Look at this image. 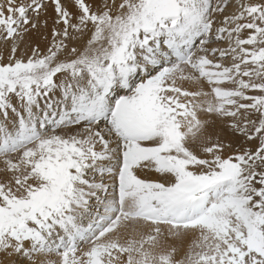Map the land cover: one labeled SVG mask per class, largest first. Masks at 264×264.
<instances>
[{
    "label": "snow or ice",
    "instance_id": "obj_1",
    "mask_svg": "<svg viewBox=\"0 0 264 264\" xmlns=\"http://www.w3.org/2000/svg\"><path fill=\"white\" fill-rule=\"evenodd\" d=\"M0 43V257L264 264V0H0Z\"/></svg>",
    "mask_w": 264,
    "mask_h": 264
},
{
    "label": "bare ground",
    "instance_id": "obj_2",
    "mask_svg": "<svg viewBox=\"0 0 264 264\" xmlns=\"http://www.w3.org/2000/svg\"><path fill=\"white\" fill-rule=\"evenodd\" d=\"M231 11V9H230ZM48 15L49 17L53 16V9L50 6L48 9ZM51 27V20H49V28ZM46 30L45 29H40L39 32L33 31L31 33H29L28 35L25 36L24 38V42L21 44L23 46L24 52L30 55V51L32 49V47L39 45L40 49L43 51L46 48L47 42L42 38V34L45 33ZM244 35H247V32L244 33ZM89 38V35H85L84 38L82 40H80L75 46H77L78 48H80L81 50L84 48L87 39ZM1 47L5 46L2 43L0 44ZM6 50V49H4ZM227 63V62H226ZM186 88H189L190 90H198L199 86L198 85H194V84H185ZM204 90H207L208 86L207 84L203 85ZM222 128V125L219 123V121H217L216 125L213 126V139H215V132L220 131ZM227 129H224L221 132V139L223 140H227V141H232L233 143V147L235 148V146H239V147H243V137H238V136H234L233 135H226ZM249 144H251L249 142ZM252 145V144H251ZM142 175V174H141ZM148 178H152L155 179L156 177L154 175L148 177ZM195 238L194 235L190 234L187 236H183L180 238H172L169 239L167 241V244L165 245L166 247H176L177 252L175 254V258L176 259H181L184 254L187 252L189 245L191 244L192 240ZM83 247V245H81ZM49 259H56L59 257L53 255L48 257ZM0 259H5L7 261H11L12 264H28L27 260H24V258L19 257V256H12L11 254L8 255V257H0Z\"/></svg>",
    "mask_w": 264,
    "mask_h": 264
},
{
    "label": "rangeland",
    "instance_id": "obj_3",
    "mask_svg": "<svg viewBox=\"0 0 264 264\" xmlns=\"http://www.w3.org/2000/svg\"><path fill=\"white\" fill-rule=\"evenodd\" d=\"M1 44V43H0ZM20 47H21V50L24 52V49H23V46L22 45H20ZM0 49H6V46H3V47H1L0 46ZM31 52V51H30ZM21 53L20 52H18L17 53V55L19 56ZM228 131V130H227ZM226 135H233V133H231L230 131H228V132H226ZM244 139V138H243ZM251 144H249V146L250 147H252L253 149L255 148V146H256V142H250ZM236 147V146H235ZM235 149V148H234ZM226 155H227V153H226ZM54 260H56L57 262L59 261V259L58 258H56V259H54Z\"/></svg>",
    "mask_w": 264,
    "mask_h": 264
}]
</instances>
